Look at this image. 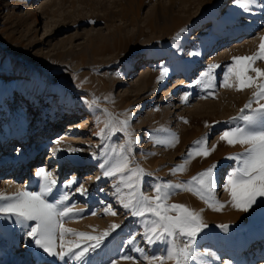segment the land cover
<instances>
[{"label":"rangeland","instance_id":"1","mask_svg":"<svg viewBox=\"0 0 264 264\" xmlns=\"http://www.w3.org/2000/svg\"><path fill=\"white\" fill-rule=\"evenodd\" d=\"M181 29L186 31L181 33ZM177 33H181L178 41ZM262 37L264 0H255L248 12L234 0H0V193L38 191L35 172L44 167L57 180L49 200L67 192L70 198L65 204L84 209L81 217L65 219V227L97 235L113 223L120 225L101 249L90 254L88 264H132L122 259L125 255L147 264L133 247L143 248L149 256L157 249L140 235L138 245L127 244L143 228L113 195L117 178L102 177L99 164L125 147L130 167L139 165L152 174L144 177L142 190L153 196L150 185L156 180L182 183L217 163L215 197L224 204L222 210H214L218 204L209 207L188 191L177 190L168 200L202 210L209 226L201 234L204 238H197V248L213 255L204 254L192 264L201 260L207 264H264L260 260L264 259V239L249 249L237 244L243 235L255 238V232L264 229V207L237 210L225 188L235 164L226 157L247 146L220 140L229 127L242 124L233 121L230 125L229 120L256 90L222 87L225 66L234 56L256 53ZM212 64L220 65L215 70L214 96L194 85ZM254 66L264 69V60ZM162 68L168 74L159 80ZM185 93L190 94L187 103L182 100ZM93 98H98L95 105L90 103ZM129 117V131L136 140L130 152L126 133L111 131ZM206 122L212 127H206ZM105 125L110 127L102 139L96 133ZM172 133L178 135L174 146L154 142ZM206 133L207 147L215 145V151L186 163L194 141ZM57 147L62 150L54 152ZM182 164L184 171H171ZM71 179L76 183L65 188ZM81 184L87 196L76 192ZM108 205L115 216L105 214ZM222 225L228 226L226 231ZM24 231L11 219L5 223L0 217V264L14 260L9 248L16 255L24 251ZM56 258L57 263L52 261ZM44 264L77 262L45 255Z\"/></svg>","mask_w":264,"mask_h":264},{"label":"snow or ice","instance_id":"2","mask_svg":"<svg viewBox=\"0 0 264 264\" xmlns=\"http://www.w3.org/2000/svg\"><path fill=\"white\" fill-rule=\"evenodd\" d=\"M234 3L243 11L248 12L249 6L255 3V0H234ZM184 31L186 29H181V33ZM181 33H177L175 37L177 41ZM258 60H264V37L261 38L258 51L253 55L232 57L231 63L225 66L221 77L222 87H235L237 91L253 87L256 89L240 113L229 120L230 125L233 121H240L242 124L238 123L235 127H229L220 136V140L226 141L229 145L247 146L243 152L233 153L226 157V159L235 161V164L227 175L225 188L230 193L231 205L242 212H248L254 205L264 207V69L254 66ZM219 67L220 65L216 64L208 65L201 74V79L194 81V85L202 86L208 95L214 96L212 89L215 88L217 78L215 70ZM250 73H255V75H250ZM167 74L168 69L162 68L158 79L163 80ZM189 96V93H185L182 100L187 103ZM97 99L93 98L90 103L95 105ZM254 103L256 107H253ZM119 123L120 127H111V131L126 133L127 151L130 152L131 146L136 143L129 131L130 117ZM215 123L219 122H213ZM205 126L212 127L207 122ZM109 127L110 125H105V128H101L96 135L104 139L105 129ZM154 142L174 146L178 142V135L172 133L168 139L155 138ZM56 143L59 145L60 141ZM207 143V133L194 141V146L185 156L186 163L193 157H207L215 151L216 146L208 148ZM61 150L57 147L53 151ZM69 151L75 152L78 149H69ZM99 167L102 170V177L117 178L113 195L131 217L138 218L136 222L143 228L141 233L131 235L127 244L138 245L137 235H140L149 247L157 249L156 254L149 256L143 248L133 247V251L140 253L147 264H167L169 261L172 264H192L204 254L213 255L208 250L202 254L197 248V238L203 239L201 234L209 227L203 221L202 210L198 212L184 204L168 203V200L177 190L188 191L203 200L209 207L218 204L219 207L214 210H222L224 204L215 197L217 163H213L182 183L156 180L150 185L155 192L153 196L146 195L142 190L144 177L152 174L139 165L130 167L125 147L122 146L120 152L112 159H105ZM184 170L185 164L176 165L171 169L173 173ZM35 176L39 178L38 191L24 189L11 196L0 193V217L4 218L5 223L11 219L14 224L26 230L25 235L28 242L33 245V264H44L45 255L58 257L62 261L69 258L77 264H88L90 254L101 249L106 239L120 228V225L113 223L97 235L65 227L63 223L65 219L81 217L84 209L67 206L65 202L70 198L67 192L62 193L58 199L49 200V196L57 187V180L52 171L40 167L35 172ZM101 176H97L96 179H101ZM74 183L76 180L71 179L64 187L70 188ZM76 192L82 196L88 195V190L83 184L76 189ZM95 214V212L92 213V215ZM105 214L115 216L117 213L111 205H108L105 208ZM221 227L226 231L228 226L222 225ZM68 235L76 239L68 240L66 239ZM122 259L138 264L134 257L125 255ZM111 264H118V262L112 261ZM200 264H207V262L201 260Z\"/></svg>","mask_w":264,"mask_h":264},{"label":"bare ground","instance_id":"3","mask_svg":"<svg viewBox=\"0 0 264 264\" xmlns=\"http://www.w3.org/2000/svg\"><path fill=\"white\" fill-rule=\"evenodd\" d=\"M0 144H2V143H0ZM31 155H34L33 150L31 152ZM36 178H35V181H36ZM31 183H33V181ZM29 223H32V222H29ZM5 228H7V227H5ZM25 231H24V233H25ZM254 236H255V238H253L252 235H243L242 238H240L237 241V244L242 249L243 248L244 249H249V246L253 245V242H255V241L260 242L261 240L264 239V229L256 231ZM31 246H32V244L28 242V238L25 235V241H24L25 249H24V251L21 254L16 255L14 250L9 248L8 249L9 256L12 257L14 260H11V263L10 262L8 263V261H6L3 264H29L30 260L33 259ZM29 248H30V251H29ZM14 254H15V256H13ZM260 260H261V263H262L264 259L261 258ZM52 261L55 262V263L59 262V260L57 258L55 259V261L54 260H52Z\"/></svg>","mask_w":264,"mask_h":264}]
</instances>
